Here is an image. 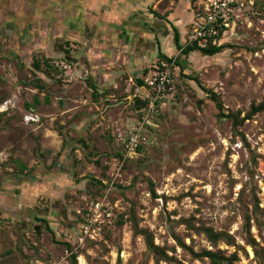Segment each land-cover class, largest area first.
<instances>
[{
	"label": "rangeland",
	"instance_id": "374dc122",
	"mask_svg": "<svg viewBox=\"0 0 264 264\" xmlns=\"http://www.w3.org/2000/svg\"><path fill=\"white\" fill-rule=\"evenodd\" d=\"M176 1L143 0V7L164 16ZM191 2L197 9L200 0ZM35 3L0 4V264H71L73 253L77 264H210L179 246L176 235L196 251L236 254L234 264H264V109L236 129L231 119L218 117L202 87L240 117L264 103V0L244 8L218 54L195 51L181 59L173 38L166 41V51L185 66L176 71L154 128H147L143 150L126 159L125 120L133 118L134 129L141 104L119 103L105 92L102 99L67 82L66 71L81 58L75 43L57 38L34 48L23 46L20 34L15 40V30L8 34L6 27L17 28L22 18L17 13ZM26 17L28 28L37 24L31 13ZM27 34L25 43H32ZM60 45L70 47L71 58ZM88 97L99 108L92 104L93 119L83 121ZM188 221L233 241L213 244ZM136 226L149 230L173 262L151 252Z\"/></svg>",
	"mask_w": 264,
	"mask_h": 264
},
{
	"label": "crops",
	"instance_id": "0c3cea01",
	"mask_svg": "<svg viewBox=\"0 0 264 264\" xmlns=\"http://www.w3.org/2000/svg\"><path fill=\"white\" fill-rule=\"evenodd\" d=\"M34 2L36 3L31 7L26 6L17 13H22V18L18 20L17 28H6L8 34L15 30L17 32L15 40L20 34L19 37L23 36L25 43L28 41L25 37L28 35L27 32H32L33 42L22 44L32 45L34 48H41L57 38L75 43L81 49V58L74 62V69L66 71L69 77L66 81L79 83L81 90L88 88L89 92L94 91L95 95L102 99L104 92L109 93L108 98H114L119 103L127 99L129 104L133 100L138 102L146 100L151 92L146 79L150 76L153 65L163 59L162 56L159 58L158 56L172 58L174 54L168 52V49L166 51L164 47L166 41L171 42L172 38L174 41L173 26L177 28L180 42L184 45L196 19V9L192 8L191 0L176 1L173 3L174 6L166 9L167 14L163 13L164 18H160L154 11H146L143 0H34ZM26 13L34 15L37 23L31 28H28ZM176 48L180 52L177 46ZM190 54H180L181 59L191 56ZM180 63L184 68L182 60ZM81 75L83 78H90L91 85L85 78L79 80ZM133 85L136 86L134 92H131ZM64 87H68L67 84H64ZM68 90L66 89V92H69ZM76 98L77 96H74L73 100L77 101ZM59 99L62 103V98ZM83 103L82 107L87 109L88 113L82 114L81 120L89 121L94 117L89 115L94 110L92 104L97 108L99 104L90 103L89 97L84 99ZM78 107H69L66 111H76ZM141 110H137L138 114ZM138 117L139 115L134 120L137 121ZM125 121H128L127 125L131 127L130 122L133 118H127Z\"/></svg>",
	"mask_w": 264,
	"mask_h": 264
},
{
	"label": "built area",
	"instance_id": "2783aa9c",
	"mask_svg": "<svg viewBox=\"0 0 264 264\" xmlns=\"http://www.w3.org/2000/svg\"><path fill=\"white\" fill-rule=\"evenodd\" d=\"M248 4L253 5L254 0H200L194 26L186 40L187 44L197 40L204 44L211 39L214 43H221L228 32H234L241 12ZM219 36L221 39H217ZM152 68L150 76L146 79V84L151 89L146 98L148 103L141 110L135 128H129L124 140L125 159L131 157V153L137 152L138 148L143 146V142H148L146 134L148 125H155L153 118L159 106L165 104V98L172 92V83L179 65L175 59L172 61L161 59ZM29 120L37 121V118L30 117Z\"/></svg>",
	"mask_w": 264,
	"mask_h": 264
},
{
	"label": "trees",
	"instance_id": "16d2710c",
	"mask_svg": "<svg viewBox=\"0 0 264 264\" xmlns=\"http://www.w3.org/2000/svg\"><path fill=\"white\" fill-rule=\"evenodd\" d=\"M160 18H164V16H161L159 14H157ZM174 29V42L176 44V46L178 47L180 54L182 55H187L190 54L193 51H197L202 55L205 56H213L215 54H218L220 52H222L228 44H223L220 42H213V39L205 42L204 44H201V42L199 40L191 43V44H182L180 42V34L177 30V28L175 26H173ZM217 39H221V36H219ZM220 41V40H218ZM58 48L60 50H62L66 57L71 58V49L70 47L65 48L64 46L60 45L58 46ZM163 59H167L169 61H172L175 58H168L165 55H162ZM177 65L181 66V63L175 59ZM48 62V60H47ZM49 63V62H48ZM33 67L35 68V70L39 71L41 70V63L36 59H34L33 61ZM193 79L199 84L202 85L199 77L195 76L193 77ZM143 83V82H140ZM203 89L208 93V95L211 97V99L216 103V106L219 110L218 113V117L220 119H231L234 125V128L237 129V127L239 125H242L246 120L250 119L255 113H258L260 111H262L264 109V103H261L259 105H253L251 111L245 115L244 117H240L239 114H234V113H230V112H226L225 111V107L222 101L221 96L214 91L213 89L210 88H205L204 86H202ZM93 89L96 91V87L93 84ZM37 99H36V104H37ZM141 102V107L139 108L140 110L143 109L148 101L144 100V101H139V103ZM140 115V114H139ZM148 128L153 129L154 126L153 125H148ZM143 150V146H140L138 148V153L141 152ZM124 155V153H123ZM154 193L155 191L152 190ZM256 205H259V200H256ZM247 225L250 226V219H247ZM188 227H191L193 229H195L196 231H201L203 233H205V235L207 236V238L213 243L216 244V242L220 239H225L227 243H232L233 241V237L224 232V231H217L215 230L213 227L211 226H205V225H201V226H195L194 224H192V222L188 221ZM136 232L138 234H143L145 236L146 239V243H147V247L148 249L158 255H161L162 257L166 258V260L171 261V258L164 252V249H162L159 245H157L153 239V236L151 234V232L147 229H141L138 226H136ZM175 240L177 241L178 245L181 246L182 248L188 250L194 257L198 258V259H204L207 258L210 261V264H234V260L236 259V254H232L231 256H226L225 254L222 253L221 250H213V249H204L201 251H196L193 247H191L190 245H188L181 237L179 236H175ZM249 243L252 245V247L254 248L255 252L258 254V242L256 240L255 237L251 236L249 234L248 237ZM70 249H71V245L69 243L66 244ZM71 264H77V255L76 254H72L71 256ZM173 262V261H171ZM179 264H183V263H179Z\"/></svg>",
	"mask_w": 264,
	"mask_h": 264
},
{
	"label": "flooded vegetation",
	"instance_id": "af4514ba",
	"mask_svg": "<svg viewBox=\"0 0 264 264\" xmlns=\"http://www.w3.org/2000/svg\"><path fill=\"white\" fill-rule=\"evenodd\" d=\"M2 2H3V0H0V4H2ZM9 21V20H8ZM10 23H11V21H10ZM13 26L15 25V24H12ZM7 28V27H6ZM13 28H16V26L15 27H13ZM1 37V36H0ZM21 54V53H20ZM22 55H24L23 53L21 54V56ZM25 59V58H24Z\"/></svg>",
	"mask_w": 264,
	"mask_h": 264
},
{
	"label": "water",
	"instance_id": "95a60500",
	"mask_svg": "<svg viewBox=\"0 0 264 264\" xmlns=\"http://www.w3.org/2000/svg\"><path fill=\"white\" fill-rule=\"evenodd\" d=\"M138 155V152H134V153H131V157H135V156H137Z\"/></svg>",
	"mask_w": 264,
	"mask_h": 264
},
{
	"label": "bare ground",
	"instance_id": "6f19581e",
	"mask_svg": "<svg viewBox=\"0 0 264 264\" xmlns=\"http://www.w3.org/2000/svg\"><path fill=\"white\" fill-rule=\"evenodd\" d=\"M81 264H85L84 261H83V259L81 260Z\"/></svg>",
	"mask_w": 264,
	"mask_h": 264
}]
</instances>
